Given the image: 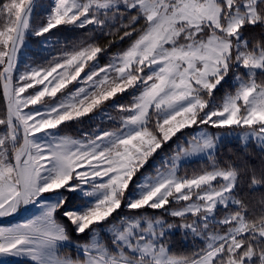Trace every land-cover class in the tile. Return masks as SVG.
Segmentation results:
<instances>
[{
	"label": "snow or ice",
	"instance_id": "obj_1",
	"mask_svg": "<svg viewBox=\"0 0 264 264\" xmlns=\"http://www.w3.org/2000/svg\"><path fill=\"white\" fill-rule=\"evenodd\" d=\"M0 86V264H264V0H3Z\"/></svg>",
	"mask_w": 264,
	"mask_h": 264
},
{
	"label": "rangeland",
	"instance_id": "obj_2",
	"mask_svg": "<svg viewBox=\"0 0 264 264\" xmlns=\"http://www.w3.org/2000/svg\"><path fill=\"white\" fill-rule=\"evenodd\" d=\"M37 2L40 5L47 6L51 2V0H37ZM42 15H43L42 9L40 7H37L36 10H35L34 16H33V23H38ZM89 31L90 30H85L84 32H79L78 31V32H76V34H74L72 39L68 40L67 42L70 43L74 38L82 37L85 34H87ZM64 43H65V41L63 39H61V45H57L56 47L59 48ZM28 45L29 46L26 49H24L23 53L21 54V62H20V66H19L21 71L24 70L25 65L31 64V63H34V62L35 63H40L43 59L49 57V51L42 50L40 48L39 44H38V41L35 38L29 37L28 38ZM112 50L115 51V48H113ZM55 54H56L55 52L51 53V55H55ZM103 62H104V60L101 61V63H103ZM122 97H125V98L123 100H119V102H126L130 98L128 95H124ZM0 114H3V113L0 112ZM114 114L115 113H113V115ZM87 122H89V121L87 120ZM91 126H94V125H91ZM105 126H110L107 123V121H105ZM89 129H90V124L87 125L85 129H82V130L88 131ZM210 130L213 131V132L216 131L215 129H210ZM0 131H2V128H0ZM235 131H239V130L237 129ZM190 134H191L190 131H186L183 135L184 136H188ZM232 140L238 141V139L236 138L235 135H231V136H226L222 140L221 144H223L225 142L232 141ZM176 143H177V140H175V142L170 147H167L166 149H164V152L160 153V155L156 157V160L158 161L160 159V156H163L165 153H168L169 149L173 148ZM194 160H197V159H193L192 161H194ZM192 161L190 163H192ZM190 163L183 164L181 166V170H184V169H187L188 167H190V166H188V164H190ZM38 211H39L38 206L30 205V206H28V209L26 211L22 210L15 217L3 219V220H7V221H5L3 223H0V224H11V223H16V222H21V221H23L25 219L30 218L32 215L38 214ZM149 211L151 212V210H149ZM154 214L155 215H160L161 213L155 212ZM83 239H85V237ZM173 241H174V248L177 251L187 252V251L192 250V248H193V242H192L191 237H189L187 241H184V240H182L181 233H179V232L173 237ZM195 243L199 244L200 241L197 240ZM16 262H21V261L12 260V261H10V264H14Z\"/></svg>",
	"mask_w": 264,
	"mask_h": 264
},
{
	"label": "trees",
	"instance_id": "obj_3",
	"mask_svg": "<svg viewBox=\"0 0 264 264\" xmlns=\"http://www.w3.org/2000/svg\"><path fill=\"white\" fill-rule=\"evenodd\" d=\"M3 0H0V3H2ZM255 31H259V29H256ZM78 32V31H77ZM74 34H76V32H73V33H67L66 31L62 30V33L60 35H67L69 37L68 40H71L72 37L74 36ZM223 91V90H222ZM222 91L221 92H218L217 93V96H221L222 94ZM125 97H121L120 100H123ZM126 100V99H125ZM4 107H5V101L3 99V95H2V86H0V112H4ZM89 125V122H87V120H85L83 122V124H72L69 126L68 129H66L65 131H68L70 132L71 134L73 135H76L77 134V129H85L86 126ZM216 130V129H215ZM175 138L165 147V149L167 147H170L174 142H175ZM250 148L255 151L254 148H252V146L250 145ZM241 152V147H240V143L238 141H229V142H225L223 144H221V147H220V155H221V159H224V158H231L232 156V153H240ZM206 163L205 160H194L192 161V163L188 164V167L187 170L189 172H191L193 169H196L197 167H199L200 165ZM183 171V170H181ZM255 195H259V193H256ZM157 213H160L159 211H157ZM76 238V237H74ZM84 237H79L78 239H83ZM14 264H22V262H16Z\"/></svg>",
	"mask_w": 264,
	"mask_h": 264
},
{
	"label": "water",
	"instance_id": "obj_4",
	"mask_svg": "<svg viewBox=\"0 0 264 264\" xmlns=\"http://www.w3.org/2000/svg\"><path fill=\"white\" fill-rule=\"evenodd\" d=\"M5 221H7V220H0V223H3V222H5Z\"/></svg>",
	"mask_w": 264,
	"mask_h": 264
}]
</instances>
